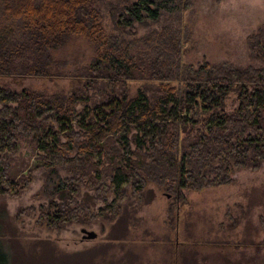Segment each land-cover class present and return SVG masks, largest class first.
I'll return each instance as SVG.
<instances>
[{
	"label": "rangeland",
	"instance_id": "rangeland-1",
	"mask_svg": "<svg viewBox=\"0 0 264 264\" xmlns=\"http://www.w3.org/2000/svg\"><path fill=\"white\" fill-rule=\"evenodd\" d=\"M189 2L180 15L162 14L122 30L112 21L118 0H94L98 34L70 37L54 50L50 78L0 77V88L46 97L76 94L83 97L76 108L81 112L110 95L129 101L141 91L153 102L164 87L183 91L187 70L204 63L264 67V58L254 59L249 42L264 32V0ZM104 54L123 61L128 80L86 84L90 80L82 75L89 71L81 70ZM238 105V93L231 92L224 110L231 113ZM104 144L98 167L96 162L93 168L69 162L76 151L64 154L65 164L55 171L70 191L48 196L43 192L50 173L44 156L32 138L17 141L16 154L5 160L10 179L24 186L16 196H0V244L8 264H264V161L257 170H233L226 186L176 191L149 180L140 193L128 186L109 214L103 210L114 199L111 171L123 161V152L114 137ZM131 150L133 160L150 163V153L138 152L133 139ZM71 166L80 173L90 170L97 180L91 182L94 189L87 180L75 184ZM206 172L213 177L211 169ZM65 210L71 217L63 223L57 215ZM82 229L96 238L83 239Z\"/></svg>",
	"mask_w": 264,
	"mask_h": 264
},
{
	"label": "trees",
	"instance_id": "trees-1",
	"mask_svg": "<svg viewBox=\"0 0 264 264\" xmlns=\"http://www.w3.org/2000/svg\"><path fill=\"white\" fill-rule=\"evenodd\" d=\"M93 1L0 0V77L50 78L54 50L70 37L92 38L100 32ZM118 4L112 21L122 30L156 21L162 14L180 15L190 7L189 0H118ZM263 38L264 32L249 40L254 59L264 58ZM81 71H89L90 75H82L90 80L87 85L104 80L114 85L130 76L113 54L101 55ZM182 82L183 91L164 87L153 102L141 91L129 101L110 95L101 103L86 104L81 112L76 108L83 97L76 94L46 97L0 88V196H16L24 186L10 179L5 158L16 154L19 139L29 137L50 170L43 190L48 196L70 191L55 171L65 164L64 154L76 151L69 162L87 167L96 162L98 167L105 141L114 137L122 147L123 161L111 171L114 199L103 210L109 214L115 213L128 186L140 193L153 180L176 191L202 190L229 185L235 169L257 170L264 161V67L204 63L189 68ZM231 92L238 93L239 105L226 113ZM61 137L67 141L62 143ZM132 139L138 152L150 153L149 164L133 160ZM74 168L70 171L75 184L87 180L86 186L94 189L91 182L97 180L90 170L80 173ZM66 212L57 215L63 223L71 217ZM8 261L0 244V264Z\"/></svg>",
	"mask_w": 264,
	"mask_h": 264
},
{
	"label": "water",
	"instance_id": "water-1",
	"mask_svg": "<svg viewBox=\"0 0 264 264\" xmlns=\"http://www.w3.org/2000/svg\"><path fill=\"white\" fill-rule=\"evenodd\" d=\"M81 232L83 233V235H84L83 239H85V240H93L97 236L94 232L86 231L84 229H82Z\"/></svg>",
	"mask_w": 264,
	"mask_h": 264
}]
</instances>
